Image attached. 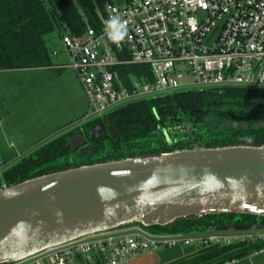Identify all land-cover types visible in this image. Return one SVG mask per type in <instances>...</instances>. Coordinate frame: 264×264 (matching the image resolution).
Here are the masks:
<instances>
[{
  "label": "built area",
  "instance_id": "obj_1",
  "mask_svg": "<svg viewBox=\"0 0 264 264\" xmlns=\"http://www.w3.org/2000/svg\"><path fill=\"white\" fill-rule=\"evenodd\" d=\"M105 14L99 28L59 39L65 67L76 75L87 101L82 123L189 90L264 88V0H121L107 4ZM112 17L121 22L122 39L105 31ZM129 66H139L138 74H125ZM5 169L0 164V176ZM132 226L82 237L14 264H73L77 256L92 254L104 258L100 264H123L178 246L257 244L251 255L264 252V231L189 236Z\"/></svg>",
  "mask_w": 264,
  "mask_h": 264
},
{
  "label": "trees",
  "instance_id": "obj_2",
  "mask_svg": "<svg viewBox=\"0 0 264 264\" xmlns=\"http://www.w3.org/2000/svg\"><path fill=\"white\" fill-rule=\"evenodd\" d=\"M105 17L103 0H0V72L52 68L53 39L58 42L63 34L80 38L87 27L99 28ZM138 67H126L124 73L138 74ZM240 123L264 124L263 88L189 90L135 102L79 124L16 165L7 166L0 176V188L109 161L194 148L264 146V127H221ZM96 128L99 135L89 136L88 131ZM77 135H83L87 142L72 151L68 140ZM231 225L264 226V217L217 213L144 228L159 234L192 236L215 233L216 227ZM258 231L263 229L254 232ZM257 249V244L204 248L187 264H223Z\"/></svg>",
  "mask_w": 264,
  "mask_h": 264
},
{
  "label": "water",
  "instance_id": "obj_3",
  "mask_svg": "<svg viewBox=\"0 0 264 264\" xmlns=\"http://www.w3.org/2000/svg\"><path fill=\"white\" fill-rule=\"evenodd\" d=\"M93 132L99 135L97 128ZM86 142L83 135L68 140L72 151ZM217 213L264 217V146L194 148L109 161L2 187L0 264L18 263L82 237L132 224L165 227L179 219ZM260 229L264 226L231 225L213 232Z\"/></svg>",
  "mask_w": 264,
  "mask_h": 264
},
{
  "label": "rangeland",
  "instance_id": "obj_4",
  "mask_svg": "<svg viewBox=\"0 0 264 264\" xmlns=\"http://www.w3.org/2000/svg\"><path fill=\"white\" fill-rule=\"evenodd\" d=\"M104 5L121 0H103ZM54 65L65 55L56 40ZM62 76L60 77V74ZM80 83L69 69L58 75L55 69L0 72V164L16 165L43 144L67 133L81 122L87 110Z\"/></svg>",
  "mask_w": 264,
  "mask_h": 264
},
{
  "label": "crops",
  "instance_id": "obj_5",
  "mask_svg": "<svg viewBox=\"0 0 264 264\" xmlns=\"http://www.w3.org/2000/svg\"><path fill=\"white\" fill-rule=\"evenodd\" d=\"M59 44L60 43L58 41V45ZM52 50H55V49H52ZM52 57L54 56L52 55ZM65 58H66V61L64 63L58 64V65L53 64L52 68H46V70L55 69L59 75L61 71L67 68L65 66L68 63V59L66 56ZM61 76H62V73L60 74V77ZM81 101L83 102V99ZM84 102H87L86 98L84 99ZM132 227L134 226L131 225L129 227L119 229L115 231V233H121L124 231H128L127 229H130ZM200 250H201L200 248L193 247V246H178V247H173V248H161L153 252L141 254L137 256L136 258L126 261L123 264H181V263L183 264V262L187 264L188 260H191V262L195 260V257L198 255V252ZM103 261H104V258L102 256L98 254H92L89 256H77L73 264H100ZM223 264H264V252L257 253L255 255L250 254L247 257H244L242 259L231 261V262H226Z\"/></svg>",
  "mask_w": 264,
  "mask_h": 264
},
{
  "label": "clouds",
  "instance_id": "obj_6",
  "mask_svg": "<svg viewBox=\"0 0 264 264\" xmlns=\"http://www.w3.org/2000/svg\"><path fill=\"white\" fill-rule=\"evenodd\" d=\"M105 31L111 39H122L123 28L119 18L112 17L105 21Z\"/></svg>",
  "mask_w": 264,
  "mask_h": 264
},
{
  "label": "flooded vegetation",
  "instance_id": "obj_7",
  "mask_svg": "<svg viewBox=\"0 0 264 264\" xmlns=\"http://www.w3.org/2000/svg\"><path fill=\"white\" fill-rule=\"evenodd\" d=\"M93 131H94V130H91V131L89 130V131H88V133H90V132H91V134H90L89 136H91L92 134H94V132H93Z\"/></svg>",
  "mask_w": 264,
  "mask_h": 264
}]
</instances>
